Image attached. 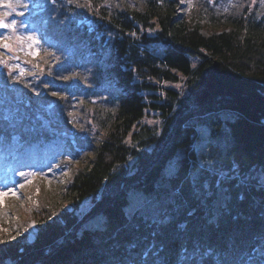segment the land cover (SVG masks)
<instances>
[{
	"label": "trees",
	"instance_id": "obj_1",
	"mask_svg": "<svg viewBox=\"0 0 264 264\" xmlns=\"http://www.w3.org/2000/svg\"><path fill=\"white\" fill-rule=\"evenodd\" d=\"M21 2L28 22L47 27L35 56L16 52L22 69L0 70V142L22 148L60 137L59 165H84L64 191L70 210L31 213L33 240L27 230L0 235V264H175L193 252L203 264H248L258 256L264 13L257 5L201 3L197 13L214 27L203 34L200 18L178 19L177 0ZM4 41L0 62H14L4 47L13 42Z\"/></svg>",
	"mask_w": 264,
	"mask_h": 264
},
{
	"label": "rangeland",
	"instance_id": "obj_2",
	"mask_svg": "<svg viewBox=\"0 0 264 264\" xmlns=\"http://www.w3.org/2000/svg\"><path fill=\"white\" fill-rule=\"evenodd\" d=\"M215 1L223 6L224 10H231V8L235 10L245 3L249 9L257 5L258 11L264 13V0H177L179 5L176 7V15L178 19L185 17L200 18V14L197 13L200 9L199 5L202 3L215 6ZM7 3L8 0H0V19L4 23L15 21L16 28L13 30L0 27V42L4 40V42H13L7 49L11 53V60L14 62L10 60L2 64L0 62V70L16 71L23 67V63L16 56V52H19L23 57L35 56L38 52L37 44L41 37L40 28L41 26L44 27L45 23L42 21L28 22V14L20 7L9 14L11 10L6 6ZM200 19L203 34L214 28L203 17ZM29 37L32 39L29 40ZM46 39L45 37L44 41ZM165 84L177 90L181 89L180 84L173 86H171L172 84ZM146 121L152 124L155 119L153 120V116H150ZM53 142V146L49 143L45 145L35 143L28 145L27 148L24 147L25 149L0 142V216H2L0 235L11 236L18 231L27 230L29 240H33L36 234V225L30 216L31 213H36L40 207L48 208L49 206L57 210L61 208L71 209L69 202L65 201L64 191L69 186L74 171L81 168L84 163L76 159L72 167L63 168L57 161L58 154L63 149V143L60 139ZM49 146L51 147L49 148ZM90 157L91 155L83 161L87 162ZM89 205L88 200L84 205L82 204L80 212H86L90 208ZM21 224L25 226V229H21Z\"/></svg>",
	"mask_w": 264,
	"mask_h": 264
},
{
	"label": "snow or ice",
	"instance_id": "obj_3",
	"mask_svg": "<svg viewBox=\"0 0 264 264\" xmlns=\"http://www.w3.org/2000/svg\"><path fill=\"white\" fill-rule=\"evenodd\" d=\"M6 6L11 10L9 13L11 14V12H15L17 7H26L27 5L23 4L21 0H8ZM0 27L11 28L15 30L16 28L15 21L11 23H4L3 20L0 19ZM28 39L31 40L32 38L29 37ZM4 47H8V45L5 44ZM175 264H203V258L198 260L195 252H193L192 254L185 253L184 255L179 256L176 259ZM248 264H264V249H262L259 252L258 256L257 255L250 256L248 260Z\"/></svg>",
	"mask_w": 264,
	"mask_h": 264
}]
</instances>
